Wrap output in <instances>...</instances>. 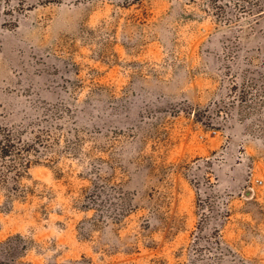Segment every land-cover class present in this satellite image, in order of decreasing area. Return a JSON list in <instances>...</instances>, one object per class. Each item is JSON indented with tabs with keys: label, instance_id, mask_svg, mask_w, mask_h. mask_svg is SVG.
<instances>
[{
	"label": "rangeland",
	"instance_id": "374dc122",
	"mask_svg": "<svg viewBox=\"0 0 264 264\" xmlns=\"http://www.w3.org/2000/svg\"><path fill=\"white\" fill-rule=\"evenodd\" d=\"M0 264H264V0H0Z\"/></svg>",
	"mask_w": 264,
	"mask_h": 264
},
{
	"label": "trees",
	"instance_id": "16d2710c",
	"mask_svg": "<svg viewBox=\"0 0 264 264\" xmlns=\"http://www.w3.org/2000/svg\"><path fill=\"white\" fill-rule=\"evenodd\" d=\"M11 139L10 136H0V154L7 156L11 153Z\"/></svg>",
	"mask_w": 264,
	"mask_h": 264
}]
</instances>
